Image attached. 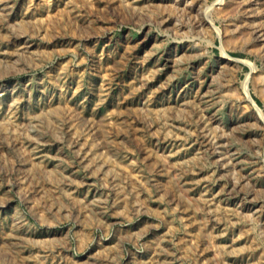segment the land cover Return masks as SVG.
<instances>
[{
  "label": "rangeland",
  "instance_id": "1",
  "mask_svg": "<svg viewBox=\"0 0 264 264\" xmlns=\"http://www.w3.org/2000/svg\"><path fill=\"white\" fill-rule=\"evenodd\" d=\"M0 264H264V0H0Z\"/></svg>",
  "mask_w": 264,
  "mask_h": 264
}]
</instances>
